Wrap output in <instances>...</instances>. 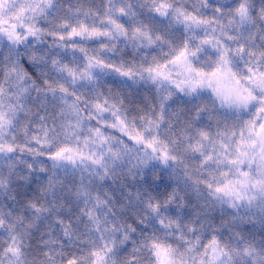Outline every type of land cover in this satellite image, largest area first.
Returning <instances> with one entry per match:
<instances>
[{
    "label": "snow or ice",
    "instance_id": "snow-or-ice-1",
    "mask_svg": "<svg viewBox=\"0 0 264 264\" xmlns=\"http://www.w3.org/2000/svg\"><path fill=\"white\" fill-rule=\"evenodd\" d=\"M0 264H264V0H0Z\"/></svg>",
    "mask_w": 264,
    "mask_h": 264
}]
</instances>
